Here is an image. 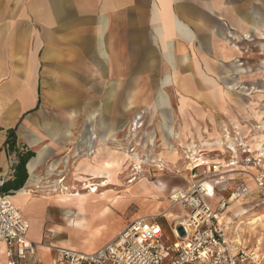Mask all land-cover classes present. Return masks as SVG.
Wrapping results in <instances>:
<instances>
[{
    "label": "crops",
    "instance_id": "crops-1",
    "mask_svg": "<svg viewBox=\"0 0 264 264\" xmlns=\"http://www.w3.org/2000/svg\"><path fill=\"white\" fill-rule=\"evenodd\" d=\"M261 38L264 0H0V184L17 162L6 145L12 129L19 144L36 152L20 189L29 198L23 204L24 196L15 192L27 210L37 189H54V183L39 180L44 164L58 156L67 161L74 151L96 154L97 141L115 136L124 116L145 110L156 131L167 137L165 125L172 126L174 138L181 144L190 140V146H217L204 141L224 126L245 132L244 104L232 102L227 78L250 70L227 64L242 60L245 44ZM251 145L255 151L264 146ZM230 156L219 173L200 179L213 186L209 201L224 221L229 207L224 209L221 191L231 180L247 184L245 176L249 186L259 171L228 165ZM180 208L171 203L165 208L174 216L170 220L184 216ZM32 260L39 261L36 255L16 264ZM7 261L1 243L0 264Z\"/></svg>",
    "mask_w": 264,
    "mask_h": 264
},
{
    "label": "rangeland",
    "instance_id": "rangeland-1",
    "mask_svg": "<svg viewBox=\"0 0 264 264\" xmlns=\"http://www.w3.org/2000/svg\"><path fill=\"white\" fill-rule=\"evenodd\" d=\"M242 51H244L243 59L230 62L227 67L236 68L239 72H245L246 69L250 71L244 76L227 78L231 84L236 85H229L228 89L231 90L232 102L239 101L244 104L243 124L247 125H243L245 132H241L250 144L251 156L258 152L262 154L264 161V146H260L258 151H255L256 146L251 145L254 142L264 144V139L259 137L264 132L254 128V125L259 124L260 119L264 120V39L245 44ZM255 112L260 114L256 116ZM149 115V112L143 110L139 114H134L131 119L124 116V124L118 128L115 136L109 141H97L95 145V148L99 149L98 152L96 150L97 155L91 152L89 157H82L74 151V156H69L67 161L63 160L62 156H58L41 167L39 180L52 182L55 185L52 186L53 190L37 189L31 195L36 199H32L28 210L22 209L30 224L29 232L38 245L37 259L41 261L34 263L32 260L28 264H53L55 246L84 251L95 250L112 240L132 219L165 212V208L171 203L169 197L172 191L187 188L192 184L193 180L187 170L188 164H193V160L189 161L187 157L190 155V140L181 144L175 139L174 131L171 137L169 135L164 137L161 132L156 131ZM254 119L258 122L256 123ZM170 127L172 126L165 125L167 132L172 130ZM252 129L255 135L256 133L259 135L257 141L252 136ZM214 136L213 139L204 142H216L219 147H208L202 142L196 144L194 149L210 163H216L218 160L223 162L231 154L223 148L221 132ZM243 157L239 153L237 159L241 160ZM105 161L119 162L121 165L118 166L117 171L115 170L117 174H112L113 177L116 174V180L111 181L113 184L110 182L102 186L106 182L104 177L112 178V175L106 176V172L102 169ZM263 161L260 164H263ZM89 163L95 165L89 166ZM248 168L264 170V167L258 168V166L253 169L248 165L246 169ZM84 178L89 180L94 178L100 194L88 195L85 210L79 208L76 199H73L75 197L66 202L59 200L62 184L74 193L78 191L87 193L84 189L86 182ZM202 178L201 175L199 179ZM233 178H236L235 175ZM244 180L247 183L244 184L247 190L240 194L238 192L242 187L237 186L238 179L231 180L226 189H219L223 194L222 202H226L224 209L229 207L225 224L230 246L235 250L238 247L253 248L264 231V194L255 186H248L247 176ZM107 191L111 193L107 196L101 195L102 192ZM11 195L16 198V193ZM117 195L119 196L115 199ZM107 206L110 208H106ZM181 211L186 215L184 210ZM27 212L32 216H26ZM161 220L166 227H169L167 221L165 222L163 218ZM170 223L173 221L170 220Z\"/></svg>",
    "mask_w": 264,
    "mask_h": 264
},
{
    "label": "built area",
    "instance_id": "built-area-1",
    "mask_svg": "<svg viewBox=\"0 0 264 264\" xmlns=\"http://www.w3.org/2000/svg\"><path fill=\"white\" fill-rule=\"evenodd\" d=\"M221 137L224 150L233 157L228 165L262 167V154L256 152L251 156L250 144L239 126H224ZM192 152L190 149V155ZM239 153L245 155L241 160L237 159ZM198 154L194 158L187 156L189 161L193 160V164L187 166L193 184L173 190L169 197L171 205H179L186 215L170 224L174 216H168L167 210L158 215L136 217L112 240L92 251L55 246L53 264H264V231L253 248H231L223 212L214 210L209 201L214 191L209 192L205 180L199 179L207 173H219L223 164L201 160L202 154ZM201 167L204 170L200 171ZM258 170L253 178L258 191L264 194V170ZM219 178L224 180L225 175L219 174ZM240 189L238 194L247 190L244 185ZM161 218L167 221L169 230ZM29 229V221L12 195L0 194V244L6 246V264L23 262L37 255L38 245L30 238Z\"/></svg>",
    "mask_w": 264,
    "mask_h": 264
},
{
    "label": "bare ground",
    "instance_id": "bare-ground-1",
    "mask_svg": "<svg viewBox=\"0 0 264 264\" xmlns=\"http://www.w3.org/2000/svg\"><path fill=\"white\" fill-rule=\"evenodd\" d=\"M247 37H248V35H247ZM260 117V116H259ZM259 128L261 129L260 131H262V132H264V120L263 119H260V121H259ZM171 129L172 130H168V132H169V136L171 137V135H173V128L171 127ZM262 139H264V133H263V135H262ZM222 141H223V144H224V139L222 138ZM196 145H194V143H192L191 144V146H190V149H191V151H193L192 152V155H190V157L191 156H193L192 158H194V157H197V156H199V154H198V151L197 150H195L194 149V147H195ZM172 148V147H171ZM167 149V148H166ZM163 155V154H162ZM43 156H44V151L42 150V151H40L39 152V159H41V158H43ZM135 158V157H134ZM201 160H204V159H201ZM217 160V159H216ZM218 161H221V160H218ZM37 160H34V161H32L31 163H30V171H31V173L33 172V170H34V168H35V165L37 164ZM264 162V161H263ZM92 164V163H91ZM90 163H89V166L91 165ZM103 164H105L104 165V167L102 168L105 172H106V176H108V175H112V174H114V173H116L117 174V170H118V166L119 165H121V163H119V162H117V163H113V162H111V161H109V162H104ZM102 164V165H103ZM93 165V164H92ZM95 165V164H94ZM101 169V170H102ZM99 170V169H98ZM112 170H113V172H112ZM116 170V171H115ZM136 170V169H135ZM162 170V169H161ZM115 171V172H114ZM108 174V175H107ZM115 174V175H116ZM115 175H114V177H113V175H112V178L110 177V176H108V177H104L105 179H106V182H104L103 183V185L102 186H106V185H108V184H110V182L111 181H115L116 180V178H115ZM132 177V176H131ZM135 179H137V178H135ZM254 178H252V181H250V186L251 187H254L255 186V181L253 180ZM84 180L86 181L85 182V186H84V189L87 191V193H81V191H78V192H76V193H74V192H72L71 190H69V188L67 187V186H65V185H61V188H62V193L58 196V198H59V200L60 201H62V202H66L67 200H70V199H72L73 197H75V198H73V199H76V202L79 204V208L81 209V210H85L86 209V204H87V198H88V195H92V194H98V191H99V187H98V185H96V184H94L93 182H92V180H89V178L87 179V178H84ZM60 181H62V180H60ZM129 181V180H128ZM132 182H133V180H132ZM62 183V182H61ZM111 184H113V182H111ZM131 184V183H130ZM205 184V186H206V188L209 190V192H212L213 191V186L208 182H206V183H204ZM74 188V187H73ZM61 191V190H60ZM111 192L110 191H107L106 193L105 192H102L101 193V195L103 194H105L106 196L107 195H109ZM18 194L19 195H21V196H24L23 197V201L21 202L20 200H17L16 201V199L14 198V197H12V200L14 201V203L16 204V205H19L18 204V202L20 203H25V200L27 199V198H29V195L31 194L27 189H22V190H19L18 191ZM98 195H100V194H98ZM118 196L119 195H117V196H115L114 198L116 199V198H118ZM107 201H109L110 202V200H107ZM20 206V205H19ZM20 208H22L21 206H20ZM106 208H110V206H107ZM105 208V209H106ZM23 209V208H22ZM167 215H168V213H167ZM93 234V233H92ZM230 242V241H229Z\"/></svg>",
    "mask_w": 264,
    "mask_h": 264
},
{
    "label": "trees",
    "instance_id": "trees-1",
    "mask_svg": "<svg viewBox=\"0 0 264 264\" xmlns=\"http://www.w3.org/2000/svg\"><path fill=\"white\" fill-rule=\"evenodd\" d=\"M6 145L14 154L17 162L12 166L10 178L0 184V194H14L20 190L28 179L27 164L36 152L25 144H19L15 129L10 130Z\"/></svg>",
    "mask_w": 264,
    "mask_h": 264
},
{
    "label": "water",
    "instance_id": "water-1",
    "mask_svg": "<svg viewBox=\"0 0 264 264\" xmlns=\"http://www.w3.org/2000/svg\"><path fill=\"white\" fill-rule=\"evenodd\" d=\"M28 165V164H27Z\"/></svg>",
    "mask_w": 264,
    "mask_h": 264
}]
</instances>
